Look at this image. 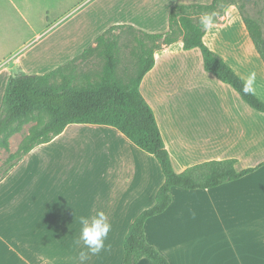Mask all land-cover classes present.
Masks as SVG:
<instances>
[{
  "label": "crops",
  "instance_id": "1",
  "mask_svg": "<svg viewBox=\"0 0 264 264\" xmlns=\"http://www.w3.org/2000/svg\"><path fill=\"white\" fill-rule=\"evenodd\" d=\"M6 1L11 5V12H3V21L10 22L13 15L17 25L26 26L30 35L12 49L14 54L26 44L39 40L41 31L35 26L44 24L47 14L41 8L43 0ZM56 1L65 3V0ZM202 2L166 0L162 6L169 12L176 4ZM4 5L6 9V2ZM229 23L228 15L219 17L205 30L203 41L246 81L254 72L247 64L248 57L255 62L258 58L252 52L248 55L236 48ZM238 30L242 28L239 26ZM11 34L10 38L0 35V72H8L2 83L1 98L9 73L23 72L21 61L27 52L24 49L15 57L8 55L4 42L8 39L21 42L24 32L16 28ZM178 44L183 49L179 39L155 51L154 66L140 84L148 103L150 90L145 80L156 73L158 55L172 53V47ZM77 55H69L63 64ZM168 65L170 61H163L161 65L167 76L173 71ZM239 101L209 96V123L214 127L218 121V127L224 129V146L210 148L208 144L210 150L203 156L193 157L189 149H177L185 143L181 130L174 122L173 127L165 124L153 111L175 171L209 160L234 158L238 170L264 161L262 157L240 165V160L253 159L254 153L264 152V114L246 104L249 110ZM174 130H177L175 134ZM163 181L154 155L140 149L116 128L100 124L67 125L52 140L33 147L0 175V264H79L78 252L84 247L82 242L75 245L80 231L79 217L93 216L98 210L106 214L112 227L105 250L90 255L86 264H120L122 241L129 225L141 210L155 202V193ZM171 196L167 209L149 217L144 224L147 241L170 264H264V164L212 188L172 187ZM137 264L150 263L142 258Z\"/></svg>",
  "mask_w": 264,
  "mask_h": 264
},
{
  "label": "trees",
  "instance_id": "2",
  "mask_svg": "<svg viewBox=\"0 0 264 264\" xmlns=\"http://www.w3.org/2000/svg\"><path fill=\"white\" fill-rule=\"evenodd\" d=\"M221 3V0H211L208 3L176 4L168 12V29L160 33L135 30L130 25H113L95 38V46H88L64 65L44 74H9L0 103V137L19 119L34 111L46 113L48 119L35 118L36 125L22 138L16 151L8 156L7 166L0 175L33 147L49 142L69 124H100L116 128L140 149L153 154L164 176L155 193V202L141 210L129 225L123 238L120 264H137L142 258L150 264H170L158 248L147 241L144 224L149 217L167 209L172 200L171 188H212L253 172L264 164L262 161L238 170L236 160L227 158L204 161L175 171L153 109L140 91L143 77L154 66L155 51L182 39L184 50L199 49L206 72L229 85L251 109L264 114V101L253 92L244 93V80L203 41L205 30L200 27V17L206 13L214 14V22H217L223 14ZM242 22L264 65V35L259 22L247 16H242ZM117 27L135 31L133 54L138 69L127 79L116 73ZM99 51L104 58L102 69L84 74V85H72L70 79L75 73L76 62ZM3 140V147L8 149Z\"/></svg>",
  "mask_w": 264,
  "mask_h": 264
},
{
  "label": "rangeland",
  "instance_id": "3",
  "mask_svg": "<svg viewBox=\"0 0 264 264\" xmlns=\"http://www.w3.org/2000/svg\"><path fill=\"white\" fill-rule=\"evenodd\" d=\"M70 1V3H67V0H65V3H59L56 0H43L40 4L42 10L47 14V19L44 24L35 26L37 30L41 31L39 40L34 41V44L33 42L26 44L21 49L18 48L20 50L18 51L17 49L18 52L12 54V49L16 45H21L22 42H25L24 38L30 35L27 34L26 26L17 25L16 19H12L13 15H11L10 22L3 21L5 19L3 12H11L9 9L11 5L6 0H0V35H7L10 38L11 33L16 28L24 32L22 35L23 41L20 42V39H8L4 42L9 56L15 57L24 49L27 51L21 61L22 69L24 70L23 72L17 70V73L44 74L58 66L64 65L63 61H67L69 55L72 57L88 46H95V38L113 25H130L135 30L151 33H160L168 29V10L162 6V4H166V0H163L164 2L162 0ZM199 1H203L202 3L209 2V0ZM4 2L7 4L6 9ZM221 2V11L223 13L221 16L228 15L230 17L228 29L230 28L229 30L233 29L235 33L237 32L235 34L228 30L232 34V40L235 42L236 48L243 50L248 55L253 53L259 59L255 62L248 57L247 64L256 76L253 83V93L264 101V67L260 58L256 55L248 35L244 37V26L240 25L242 24L240 21L242 16L253 18L259 22L264 35V0H221ZM235 17L240 18V20ZM239 26L242 30L237 31ZM134 34L135 31L128 27H117L115 29L118 43L116 73L122 79H127L138 69V62L133 54L135 45ZM29 46L31 47L28 48ZM172 49V53L163 54L162 56L158 55L159 65L156 73L145 80L150 90L148 101L153 111L157 113L156 117L158 115L165 124L169 123L170 127L175 125L177 129L181 130L179 133L185 139V143L184 146L178 145L177 149H180V151H182V147L183 149H189L190 153H187L192 154L193 157L203 156L204 152L210 150L207 147L208 144L210 148L213 146L217 148L218 146H224V129L218 127L217 120L214 127L209 123L207 115L208 108L211 107L208 105L209 96L222 97L228 100L238 99L241 104L246 105V103L239 98L238 94L229 85L222 83L212 73L204 70L201 53L198 48L184 50L181 44H178ZM55 55L56 57H53ZM31 57L34 58L32 62H30ZM12 61L13 59H10V62ZM163 61L171 62L168 67L173 68V71L175 69L171 75L168 74L167 76L166 72L164 73L163 67L165 65L161 66ZM26 63L27 65H24ZM103 64L104 58L100 51L95 52L84 61L76 62L75 73L70 79V83L72 85H84V74L100 71ZM7 74L4 71L0 75V91L4 87L2 83ZM247 108L249 107L247 106ZM249 110L251 109L249 108ZM217 111L215 112L216 114H218ZM38 116H42L44 121L48 119L46 113L34 111L19 119L0 137V172L7 166L8 156L16 151L22 138L36 125L35 118ZM172 122H174V125H172ZM213 128L217 129L214 131ZM176 132L177 130L173 131L174 134ZM3 139L7 142L8 149L3 147ZM236 155L238 156V154ZM252 157L253 159H246L243 162L240 160V165H248L253 163L254 159H261L264 157V152L254 153ZM121 249L123 251V241Z\"/></svg>",
  "mask_w": 264,
  "mask_h": 264
},
{
  "label": "clouds",
  "instance_id": "4",
  "mask_svg": "<svg viewBox=\"0 0 264 264\" xmlns=\"http://www.w3.org/2000/svg\"><path fill=\"white\" fill-rule=\"evenodd\" d=\"M214 14H203L200 17L199 24L204 30H208L213 26ZM255 81V73H250L249 78L243 82V92H253V83ZM78 223L80 225L79 236L75 241V245L79 246L83 243V248L78 252L79 264H86L90 255H98L105 250V241L111 231V224L106 214L102 210H98L93 216L81 215Z\"/></svg>",
  "mask_w": 264,
  "mask_h": 264
}]
</instances>
